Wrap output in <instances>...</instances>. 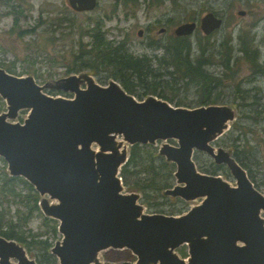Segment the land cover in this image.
Segmentation results:
<instances>
[{
  "label": "water",
  "instance_id": "water-1",
  "mask_svg": "<svg viewBox=\"0 0 264 264\" xmlns=\"http://www.w3.org/2000/svg\"><path fill=\"white\" fill-rule=\"evenodd\" d=\"M67 2L78 12L98 4ZM222 24L208 11L199 24L180 23L173 33L191 35L199 26L209 35ZM84 77L83 87L77 74L40 85L32 76L0 67V97L7 104L0 113V156L10 176L23 177L42 197L41 212L59 222L62 238L51 248L58 264H114L97 261L98 252L107 248L128 249L135 256L134 262L122 264H264V195L228 151L212 145L234 118L233 109L224 104L173 106L155 95L138 100L116 80L102 85ZM46 88L74 95L54 97L43 92ZM22 109L29 111L22 123L7 120ZM158 140L164 141L158 153L175 164V184L164 193L202 199L181 215L144 213L138 193H123L125 143ZM195 151L226 165L235 185L200 172ZM183 244L185 259L175 252ZM0 264L38 263L18 242L0 235Z\"/></svg>",
  "mask_w": 264,
  "mask_h": 264
},
{
  "label": "rangeland",
  "instance_id": "rangeland-1",
  "mask_svg": "<svg viewBox=\"0 0 264 264\" xmlns=\"http://www.w3.org/2000/svg\"><path fill=\"white\" fill-rule=\"evenodd\" d=\"M12 5L16 10L22 11L16 25L14 24V15L11 14ZM208 11L214 12L223 19L222 27L209 35H204L197 26L194 33L188 36L193 49L197 45V38H200L202 43H206L210 49L215 51L219 49L221 40L231 38L233 54L239 55L237 36L239 33H247L249 36H253L254 44L260 50V61L263 60L264 0H98V4L93 10L83 12L74 11L67 0H0V67L5 70L10 67L15 70L16 74L14 75L17 76H32L40 85L52 83L71 74H77L80 77L82 87L86 84L84 77L86 75L92 77L95 82L105 85L110 80H114L105 68L98 66L94 69L75 70L79 67L76 53L80 51V43L83 48L89 47L94 21L100 22V32H103L107 39L113 41V44L124 39L129 53L139 57L143 55L151 57L155 54L159 56L163 51L161 48L153 49L147 46L149 37L168 41L172 37L169 30H166V33H159V29L175 28L180 23L192 20L199 24L200 17ZM238 11H244V14H238ZM21 30L23 32H20ZM138 30H141V35L137 34ZM213 59L214 63L208 66V69L222 77V82L217 88L220 93L219 103L215 104L231 107L234 118L228 121L227 128L217 136L212 145L216 148L222 147L232 155L235 151L234 140L239 156L247 165L245 171L248 178L254 187L264 195V75L252 74L249 65L241 61L237 65V72L229 81L222 74L225 70L219 64V58L214 57ZM162 80L161 83L165 84L164 93L169 98L164 100L173 106L178 103L182 104L181 107L190 106L193 108L197 106L199 91L195 84L186 83L172 75H164ZM237 83L247 90L244 96L257 95L261 97L260 104H252V98H246L245 102L250 105H242V100L235 97L234 90ZM163 90L158 88L159 92ZM43 92L54 97L71 98L74 95L71 92L50 88H46ZM141 92L142 90L139 89L136 93L141 94ZM147 96L149 95H145L143 98ZM135 98L138 99L136 96ZM237 103L240 108L236 105ZM0 104H3L0 113L6 112L7 104L1 97ZM256 110H261L260 116L255 115ZM28 112V109L19 110L16 118H7V120L21 123ZM163 142L158 140L153 145L159 149ZM167 142L174 144V140ZM125 145L129 152L130 146L126 143ZM243 150L244 153H242ZM193 159L200 172L220 175L230 185H235V179L226 165L216 164L212 157L202 151H195ZM3 160L0 156V173L6 171L9 174L7 164L5 162V166ZM174 184L175 179L172 186ZM130 192L138 193L137 202L141 204L142 211L150 214L170 215V213H175L174 215H179L180 212L181 215L191 207L198 205L202 200L201 198L184 200L180 197L167 195L164 191L147 194L146 197L142 192L128 191L124 186L123 193ZM44 198L50 203L56 202L48 195H45ZM15 208L16 205H13L11 213ZM260 216L264 219L263 210L260 212ZM28 227L33 232H45L44 236H50V240H52L51 228L42 224L39 217H32ZM61 238L62 235L57 231L53 245ZM181 249L187 252V245H180L175 250L178 256L183 258L179 253ZM27 255L36 261V257L29 253ZM97 261L122 264L127 261L134 262L135 256L128 249L107 248L98 252Z\"/></svg>",
  "mask_w": 264,
  "mask_h": 264
},
{
  "label": "trees",
  "instance_id": "trees-1",
  "mask_svg": "<svg viewBox=\"0 0 264 264\" xmlns=\"http://www.w3.org/2000/svg\"><path fill=\"white\" fill-rule=\"evenodd\" d=\"M11 10L16 25L22 11L16 10L14 5ZM17 28L19 29V27ZM100 30V22L94 21L89 47L83 48L80 43V51L76 53L79 67L75 70L94 69L101 66L108 70L109 76L118 81L128 93L140 100L144 99L145 95L169 99L163 90L165 84L161 82L164 75H172L197 86L199 91L197 106L219 103L220 93L217 88L222 82V77L208 69V66L214 63V57L219 58V64L225 70L222 74L229 81L237 72V65L241 61L249 65L252 74L264 75V58L260 61L259 47L254 44L253 36H249L247 33H239L237 36L239 55L233 54L231 38L221 40L219 49L215 51L210 49L206 43H202L200 38H197V45L193 49L188 37H179L176 41H169L161 47L163 51L161 55L139 57L129 53L124 42L118 41L113 44V41L107 39ZM6 71L16 74L15 70L10 67H7ZM158 88H162L163 91L159 92ZM139 89L142 90L141 94L136 93ZM234 91L235 97L242 100V105H250L245 102L246 98H252V104H260L261 97L257 95L244 96L247 90L242 88L240 83L235 84ZM2 105L0 104V108ZM180 105L182 104L178 103L176 106ZM236 105L240 108L238 103ZM255 113L256 116H260L261 110H256ZM233 146L235 147L232 154L234 159L244 169H247L246 163L237 152L234 140ZM244 152L243 150L242 153ZM3 162L5 164L4 160ZM174 172L175 164L160 155L158 147L153 144L131 145L128 159L120 168V176L126 189L142 192L146 197L147 194L160 193L172 187V182L175 179ZM40 201L39 193L23 177L10 176L6 171L0 173V235L22 245L27 253L36 257L38 264H57V258L51 253V248L53 239L57 236L59 223L56 219L43 215L39 206ZM13 205H16V208L11 213ZM174 214L170 213V215ZM32 217H39L42 224L51 228L52 240H50V236H44L45 232H33L28 227ZM35 250H37L36 253ZM179 253L183 258L188 256L185 250L181 249Z\"/></svg>",
  "mask_w": 264,
  "mask_h": 264
},
{
  "label": "flooded vegetation",
  "instance_id": "flooded-vegetation-1",
  "mask_svg": "<svg viewBox=\"0 0 264 264\" xmlns=\"http://www.w3.org/2000/svg\"><path fill=\"white\" fill-rule=\"evenodd\" d=\"M193 21V20H192ZM179 25V24H178ZM177 26V25H176ZM175 26V27H176ZM149 29V28H148ZM150 29H151V27H150ZM173 27H170V28H161V29H159V33H166V30H169V33H170V35L172 36L171 38H170V40H163V41H160V40H157V39H154V38H150L149 37V40H148V42H147V46H149L150 48H153V49H157V48H161V47H163L167 42H169V41H176L177 40V38H179V37H188L189 35H181V36H178V35H175L174 33H173ZM137 34L138 35H141V33H139V30H138V32H137ZM120 41H122V42H124L125 43V40L123 39V40H120ZM166 41V42H165ZM154 55H152L151 57H153ZM231 155V154H230ZM232 156V155H231ZM233 157V156H232Z\"/></svg>",
  "mask_w": 264,
  "mask_h": 264
}]
</instances>
